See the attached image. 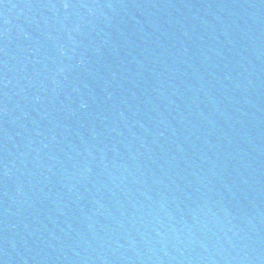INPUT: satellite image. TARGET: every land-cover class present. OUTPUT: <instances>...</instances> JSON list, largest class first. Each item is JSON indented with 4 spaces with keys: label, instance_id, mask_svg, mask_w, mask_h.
<instances>
[{
    "label": "water",
    "instance_id": "obj_1",
    "mask_svg": "<svg viewBox=\"0 0 264 264\" xmlns=\"http://www.w3.org/2000/svg\"><path fill=\"white\" fill-rule=\"evenodd\" d=\"M0 264H264V0H0Z\"/></svg>",
    "mask_w": 264,
    "mask_h": 264
},
{
    "label": "snow or ice",
    "instance_id": "obj_2",
    "mask_svg": "<svg viewBox=\"0 0 264 264\" xmlns=\"http://www.w3.org/2000/svg\"><path fill=\"white\" fill-rule=\"evenodd\" d=\"M64 7L67 8L68 7V4H65Z\"/></svg>",
    "mask_w": 264,
    "mask_h": 264
}]
</instances>
